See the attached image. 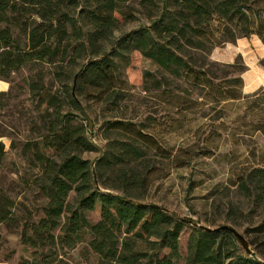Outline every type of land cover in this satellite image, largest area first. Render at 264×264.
Returning <instances> with one entry per match:
<instances>
[{"label": "trees", "instance_id": "trees-1", "mask_svg": "<svg viewBox=\"0 0 264 264\" xmlns=\"http://www.w3.org/2000/svg\"><path fill=\"white\" fill-rule=\"evenodd\" d=\"M249 1L138 0L147 24L114 40L119 17L136 19V8L127 0H0V79H9L31 63L74 66L86 60L74 79L76 95L117 108L125 92L118 63L128 64L129 53L137 50L196 90L205 105L239 101L245 97L246 66L238 60L230 64L208 60L209 47L225 41L212 40L210 19L232 9L248 23L244 7ZM11 25L25 32L24 47L13 36ZM246 29L248 34L249 25ZM217 65L223 68L219 74L212 70ZM142 79L155 88L160 85L150 71H144ZM262 89L248 97L257 98ZM29 90L45 124L40 142L33 146L41 174L38 181L48 201L43 216L22 235L23 242L36 249L35 258L20 264H55L58 253L53 247L70 249L84 242L94 254L93 264H176L182 258L179 237L185 227L191 231L184 264H264V168L246 170L237 182L243 198L253 205L243 214L244 221L252 222L256 209L260 217L243 234L252 250L249 254L230 231L191 226L194 221L141 200L158 175L155 166L144 165L147 148L164 151L146 124L125 118L106 120L102 136L106 142L98 148L101 154L92 166L80 154L96 148L93 133L75 122L41 77L29 83ZM68 101L72 109L84 112L72 93ZM39 146L52 153L41 152ZM89 212L98 218L95 223H90ZM231 224L235 229L241 225L235 218Z\"/></svg>", "mask_w": 264, "mask_h": 264}, {"label": "rangeland", "instance_id": "rangeland-1", "mask_svg": "<svg viewBox=\"0 0 264 264\" xmlns=\"http://www.w3.org/2000/svg\"><path fill=\"white\" fill-rule=\"evenodd\" d=\"M137 2L127 0L136 8V19L127 21L119 17L114 40L147 24ZM244 10L248 23L240 12L232 9L210 19L212 40L225 41L209 47L208 60L219 64L238 60L246 66L242 73L245 97L223 102L222 110L220 106L205 105L196 90L137 50L129 53L128 64L118 63L119 83L125 92L118 99L117 108L81 98L75 90L73 96L80 101L84 112L71 108L68 94L72 93L74 78L82 72L80 66L86 60L74 66L31 63L13 72L9 79H0V264L33 262L36 249L24 243L22 235L43 216L48 201L38 181L41 174L34 160L33 143L40 142L45 132V124L35 110V96L29 90V83L38 77L63 100V109L72 114L75 122L93 133L96 148L80 154L92 166L101 154L98 148L106 142L102 137L106 120L125 118L148 126L164 151H155L156 146L147 148L144 165L155 166L158 175L143 195V202L190 219L194 221L189 223L191 226L203 229L232 225L231 219L235 218L241 224L236 226L237 231L244 234L248 226L257 223L260 219L257 209L251 214L252 222L244 221L243 214L253 205L251 200L243 198L237 182L246 170L264 168V89L258 91L257 98L248 97L257 91L258 84L264 88V0H250ZM11 30L24 47L27 40L22 28L11 25ZM221 69L220 65L212 68L217 74ZM144 71L153 73V79L160 83L157 88L151 81L143 82ZM39 150L47 155L52 153L42 146ZM111 164L108 162L107 168ZM72 197L73 193L69 199ZM87 217L90 223L98 219L91 212ZM190 231V227H185L180 234L182 258L176 264H184ZM53 249L58 253L55 264L94 263L87 242L70 249L59 250L57 246Z\"/></svg>", "mask_w": 264, "mask_h": 264}, {"label": "water", "instance_id": "water-1", "mask_svg": "<svg viewBox=\"0 0 264 264\" xmlns=\"http://www.w3.org/2000/svg\"><path fill=\"white\" fill-rule=\"evenodd\" d=\"M76 78V76H75ZM74 78V79H75ZM73 90H74V86H73ZM72 90V94L74 93ZM87 121H88V127L91 128V121L89 119V117L86 115ZM205 230H209V231H219L222 229H226L228 231H230L239 241V243L244 247V249L246 250L247 253L251 254L252 250L249 249V245L246 241V239L244 238L243 234H241L240 232H238L235 228H233L230 225L227 224H222L220 226L214 227V228H204Z\"/></svg>", "mask_w": 264, "mask_h": 264}, {"label": "crops", "instance_id": "crops-1", "mask_svg": "<svg viewBox=\"0 0 264 264\" xmlns=\"http://www.w3.org/2000/svg\"><path fill=\"white\" fill-rule=\"evenodd\" d=\"M258 86H259V84L257 85V89L259 88ZM244 87H245V81L243 80V91H245V90H244ZM245 92H246V91H245Z\"/></svg>", "mask_w": 264, "mask_h": 264}]
</instances>
